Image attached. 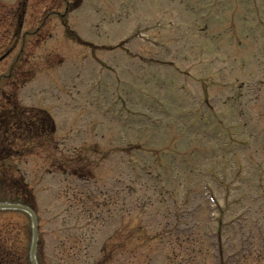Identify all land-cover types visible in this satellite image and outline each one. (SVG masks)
Returning a JSON list of instances; mask_svg holds the SVG:
<instances>
[{"label": "rangeland", "instance_id": "1", "mask_svg": "<svg viewBox=\"0 0 264 264\" xmlns=\"http://www.w3.org/2000/svg\"><path fill=\"white\" fill-rule=\"evenodd\" d=\"M22 1L0 0V88L32 69L20 100L56 118L55 148L20 164L46 262L84 228L117 264H264V235L243 239L264 226V0H26L10 48Z\"/></svg>", "mask_w": 264, "mask_h": 264}, {"label": "trees", "instance_id": "2", "mask_svg": "<svg viewBox=\"0 0 264 264\" xmlns=\"http://www.w3.org/2000/svg\"><path fill=\"white\" fill-rule=\"evenodd\" d=\"M53 133V119L46 111L22 106L14 94H7L0 100V183L9 182L7 186L16 202L35 205L33 189L18 173L16 160L51 144ZM23 225L0 228V264H31L29 238L27 235V240L22 238V232L24 236L29 229L27 224ZM102 249L100 259L86 264H110L107 248ZM42 255L43 249L40 257ZM73 255L78 258L76 253ZM69 259L70 263L75 261L71 256Z\"/></svg>", "mask_w": 264, "mask_h": 264}, {"label": "water", "instance_id": "3", "mask_svg": "<svg viewBox=\"0 0 264 264\" xmlns=\"http://www.w3.org/2000/svg\"><path fill=\"white\" fill-rule=\"evenodd\" d=\"M0 207H15V208H18V207H21V208H24L26 210H29L31 213H32V216L34 218V224H36V217H34V213L32 212V210L30 208H27L25 206H22V205H14V204H0ZM35 227V226H34ZM36 242H37V231H36V227H35V231H34V240H33V243H32V250H31V256L33 257V261H34V264H37L36 263V257H35V245H36Z\"/></svg>", "mask_w": 264, "mask_h": 264}]
</instances>
